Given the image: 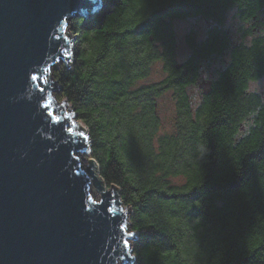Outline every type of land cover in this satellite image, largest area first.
<instances>
[{
	"label": "trees",
	"instance_id": "trees-1",
	"mask_svg": "<svg viewBox=\"0 0 264 264\" xmlns=\"http://www.w3.org/2000/svg\"><path fill=\"white\" fill-rule=\"evenodd\" d=\"M99 3L92 16L71 21V61L58 63L54 75L58 98L89 128L101 180L118 186L130 209L137 237L126 264H264V96L243 92L247 80L264 76V39L262 52L238 43L198 103L185 89L191 77L137 83L157 61L175 72L167 15L204 14L223 25L231 11L249 20L264 0ZM218 25L203 41L188 36L189 63L223 53L226 29ZM169 86L177 88L176 127L159 133L157 97Z\"/></svg>",
	"mask_w": 264,
	"mask_h": 264
},
{
	"label": "water",
	"instance_id": "water-1",
	"mask_svg": "<svg viewBox=\"0 0 264 264\" xmlns=\"http://www.w3.org/2000/svg\"><path fill=\"white\" fill-rule=\"evenodd\" d=\"M98 2L0 0V264L134 260L130 209L95 172L94 157L83 168L89 133L65 110L67 99L51 94L50 68L70 58L77 38L69 23L92 16Z\"/></svg>",
	"mask_w": 264,
	"mask_h": 264
},
{
	"label": "flooded vegetation",
	"instance_id": "flooded-vegetation-1",
	"mask_svg": "<svg viewBox=\"0 0 264 264\" xmlns=\"http://www.w3.org/2000/svg\"><path fill=\"white\" fill-rule=\"evenodd\" d=\"M171 11V10H170ZM170 11L168 13H170ZM233 12V11H231ZM230 13V12H229ZM229 13L227 15V18L223 25H218V23L208 18L204 14H196L192 16H186V17H201L205 21V25L201 27L200 31L197 33L194 30L189 31L184 37L185 43L190 48V53L186 57V59L182 62H177L176 56L174 57V66H175V72H172L169 70V63L162 61V70L164 73V79H169L172 76L175 77V79H183V77H191L194 80L190 81L189 84L185 85L186 92L189 96V99L195 104V102H199L203 99L204 95L208 92H213L215 85L217 84V81L219 80L220 71H222L226 64L229 63L230 59V53L231 50L238 44V43H245L249 47L255 46V48L258 51L262 52V39H264V7H260L259 10L253 17H251L249 20H241L240 18H237L234 16L233 20V30L226 27V22L229 16ZM234 15V13H233ZM185 17V18H186ZM183 17L176 16L171 19V15H167L166 19H170L173 23V26L175 28L174 22L177 19H180ZM218 25L219 27L222 26L224 29H226V35L223 36V43L226 45L224 46L225 50L223 53L219 56H215V54H211L209 59H206L204 63H198V61H192V63H189V60L194 55L192 46H191V40L189 39V35H193L195 37L196 42L203 41L206 37L213 34L214 32H211V29ZM246 30H249L248 32ZM175 38H176V32H175ZM211 43L213 48L215 41V36L210 37ZM256 42V43H255ZM255 43V44H254ZM177 38H176V48L175 53L177 52ZM217 45H221L217 44ZM219 59V60H216ZM264 79V76H260L255 79H250L245 82L244 85L246 87L243 89V92H250L259 94L262 97L264 96V88L260 87L259 81ZM176 86H169L165 88V91H171V96L173 97L174 101V107L175 111L177 112L178 106H177V88ZM197 88V89H196ZM189 90L191 93H189ZM228 93L233 92V88H228ZM238 92V91H237ZM196 95L198 100L196 101L195 96ZM156 112L158 113V103L156 104Z\"/></svg>",
	"mask_w": 264,
	"mask_h": 264
},
{
	"label": "rangeland",
	"instance_id": "rangeland-1",
	"mask_svg": "<svg viewBox=\"0 0 264 264\" xmlns=\"http://www.w3.org/2000/svg\"><path fill=\"white\" fill-rule=\"evenodd\" d=\"M102 2H103V0H102ZM89 10L91 11V8ZM232 19H234V15H233V12H230L229 16H228V19H227V22H226V27L230 28L231 30H233L232 24L234 23ZM174 25H175V31H176L177 44H178L177 45V52H176V59L175 60L177 62H182V61H184L186 59V57L190 53V48L185 43V41H184L185 37L184 36L189 31H192V30H194L195 32L198 33L200 31L201 27H203L205 25V21L201 17H186V18L183 17V18L177 19L174 22ZM70 28H71V24L69 23V26L67 28L69 33L71 31ZM68 60H70V58ZM216 60H219V59H216ZM61 62H63V61H60L59 64H61ZM59 64H57V65L55 64L54 67L50 68L51 69V73H52V77H53L54 80H56V77L54 75V69ZM49 76H50V74L48 73L46 75V77H45L46 81L49 80ZM163 78H164V73H163V70H162V61H157L153 65L151 73L146 78H144L142 80H139L137 83H139V86L143 85V84L156 83V82L161 81ZM53 84H54V82H52V85ZM259 85H260V87L264 88V79L259 81ZM59 93H60L59 91L54 90V91H52L51 94L54 95L55 98L58 101H60L63 98L62 99L58 98ZM189 93H191L190 90H189ZM170 94H171V91H164V93H162L160 96L157 97L158 114H159L160 122H161L160 128H159V133H170V132H173L175 130V127H176V117H175V110H174L175 109V107H174L175 104H174V101H173V97ZM193 96H195V99L197 101L198 97L196 95H193ZM52 101L54 102V100H52ZM70 107H71V104L69 105V107H68V105H66L65 106V110L69 111ZM75 121L80 123L86 129L87 133L89 132V128H88L87 124L84 121H82L80 119H76V118H75ZM80 156L82 157V159H80V161L83 164V168H86L88 163H90L89 158H93V156L90 154V152H86V151L85 152H81L79 154V157ZM95 172L100 177L98 169H95ZM173 181L174 182L175 181L176 182H182L183 179L182 178L181 179L180 178H175ZM92 187H93V193L99 199L101 197V191L98 188H96L95 186H92ZM124 206L125 205L123 204V208H124ZM128 224H129V220H128ZM130 231H133V230L130 229ZM133 241H134V239H132V238L129 240L130 249H131ZM119 264H122V262L120 261Z\"/></svg>",
	"mask_w": 264,
	"mask_h": 264
},
{
	"label": "snow or ice",
	"instance_id": "snow-or-ice-1",
	"mask_svg": "<svg viewBox=\"0 0 264 264\" xmlns=\"http://www.w3.org/2000/svg\"><path fill=\"white\" fill-rule=\"evenodd\" d=\"M65 51L67 52V49H65ZM67 54H68L69 56H71V55H72V53H70V52H68ZM34 79H36V77H34ZM45 83H47V81H45ZM40 91H41V92H43V91H44V89H43V88H41V89H40ZM81 135H83V134L81 133ZM125 243H127V242H125Z\"/></svg>",
	"mask_w": 264,
	"mask_h": 264
},
{
	"label": "bare ground",
	"instance_id": "bare-ground-1",
	"mask_svg": "<svg viewBox=\"0 0 264 264\" xmlns=\"http://www.w3.org/2000/svg\"><path fill=\"white\" fill-rule=\"evenodd\" d=\"M80 124V123H79ZM81 125V124H80ZM81 157V156H80ZM80 159H82V157L80 158ZM82 166H83V164H82Z\"/></svg>",
	"mask_w": 264,
	"mask_h": 264
}]
</instances>
